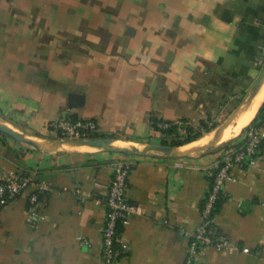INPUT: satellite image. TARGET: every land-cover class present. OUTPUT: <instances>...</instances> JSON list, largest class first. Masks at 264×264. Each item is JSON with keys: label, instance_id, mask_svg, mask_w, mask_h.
Listing matches in <instances>:
<instances>
[{"label": "crops", "instance_id": "crops-1", "mask_svg": "<svg viewBox=\"0 0 264 264\" xmlns=\"http://www.w3.org/2000/svg\"><path fill=\"white\" fill-rule=\"evenodd\" d=\"M263 70L264 0H0V115L39 138L56 137L49 122L70 114L129 146L171 141L219 125ZM215 147L198 157L39 150L0 133V179L23 170L50 186L38 219L29 211L37 187L0 207V264H104L106 200L122 160L132 162L134 208L121 230L128 253L114 264H183L214 165L236 149ZM222 193L216 229L250 250L207 244L196 260L264 264V147L256 163L230 167Z\"/></svg>", "mask_w": 264, "mask_h": 264}, {"label": "built area", "instance_id": "built-area-1", "mask_svg": "<svg viewBox=\"0 0 264 264\" xmlns=\"http://www.w3.org/2000/svg\"><path fill=\"white\" fill-rule=\"evenodd\" d=\"M172 125L170 122H161L160 126L168 128ZM49 129L53 131L56 137L62 138H91L96 136L98 131L97 122L91 118H73L70 114L52 119ZM248 141L244 148L238 150L234 155L225 156L222 160L224 165L215 175L214 185L210 190L209 196L202 208L203 222L199 227L189 232L192 237L189 253L183 264H201L195 256L201 246L212 244L219 249H227L233 252L241 249L245 252L250 250L249 246H240L232 242L228 237L222 235L217 229L206 232L208 219L212 212L213 204L222 190L225 180L229 177V169L234 164H254L258 159L256 155L257 147L264 138V125L252 128L246 132ZM216 163L214 167L217 165ZM132 162L128 160L117 161L113 165V176L109 184V194L106 200L108 213L106 223L103 228V252L102 258L104 264H114L120 257L128 253L129 246L122 239L120 226H124L129 221L130 213L133 211V204L129 200L126 189L128 186V175ZM28 186L37 187L29 198V211L31 219H38L42 211L39 204L42 201V194L50 189V186L44 180L35 181L33 175L26 171H13L0 179V207L6 205L9 201L16 198Z\"/></svg>", "mask_w": 264, "mask_h": 264}, {"label": "water", "instance_id": "water-1", "mask_svg": "<svg viewBox=\"0 0 264 264\" xmlns=\"http://www.w3.org/2000/svg\"><path fill=\"white\" fill-rule=\"evenodd\" d=\"M264 81V70L257 79L255 85L249 94L229 113L223 122H221L215 128L217 133L212 141L199 146L195 151H190L183 148L186 143L181 145L164 144V143H152V142H139V141H127L131 143L130 146H125L122 143L125 140L115 137H91V138H39L28 133H24L15 128L5 118L0 115V133L11 137L17 141L25 142L39 150H52V149H72L84 147L88 149H105L109 151H118L127 154L136 155H149L153 153H162L166 155H172L176 157L188 156L198 157L204 153L207 149L218 146L222 142H217L221 139L225 129L234 120V118L254 99L257 92L262 86ZM71 99L74 97H80L77 93H71ZM70 105H75L71 100Z\"/></svg>", "mask_w": 264, "mask_h": 264}, {"label": "trees", "instance_id": "trees-1", "mask_svg": "<svg viewBox=\"0 0 264 264\" xmlns=\"http://www.w3.org/2000/svg\"><path fill=\"white\" fill-rule=\"evenodd\" d=\"M203 125H205L207 132L208 131L209 132L211 131L212 128L207 123L204 122V123H202V126ZM261 125H264V102L260 106L257 114L253 117V119L245 127H243L242 131L238 135H236L235 137L229 139L228 141L223 142L221 145L216 146L215 148H218L219 149V147L227 146V145H230V144L231 145H234L236 147L235 151H233V152H231V154H229V155H234L238 150L243 149L244 146H245V144L247 143L248 136L246 135V132L248 130L252 129V128L259 127ZM167 130L169 132H174L176 129L173 128V127H168ZM186 130L190 132L191 130H193V128L187 127ZM96 136L99 137L100 134L98 133V134H96ZM202 136H203V132L202 131H196L194 133H189V135L186 138H183V139H175L174 141H172V140L169 141L167 139H164L163 143L164 144H173V145H181V144H184V143L187 144V143H190V142H193L195 140L200 139ZM263 147H264V138L261 140L260 144L258 145L257 151H256L255 154L258 155V156H260L261 153H262V151H263ZM222 157H224V155L220 156V161L214 167L213 172H212V174L210 176L211 177V188L214 185V179H215L216 173L224 165V161L222 160L223 159ZM224 198L225 197H224V195L222 193V190H221L218 193V196H217V198H216V200H215V202L213 204L212 212L210 214V217L208 219V224H207V227H206V232L213 231V229H216L217 228L216 225L213 222V217H214V214L217 212V210L220 208V205H221V203H222V201H223ZM122 227L123 226H120L118 228V230L121 231L122 230Z\"/></svg>", "mask_w": 264, "mask_h": 264}, {"label": "bare ground", "instance_id": "bare-ground-1", "mask_svg": "<svg viewBox=\"0 0 264 264\" xmlns=\"http://www.w3.org/2000/svg\"><path fill=\"white\" fill-rule=\"evenodd\" d=\"M263 87V88H262ZM262 89V90H261ZM260 92V93H259ZM264 96V83L262 84L260 90L257 92L256 96L252 100L251 106L248 105L245 107L235 118L234 120L228 125L225 129L224 134L222 135L221 139L217 142H224L227 139L232 138L234 135L238 134L245 125H247L255 116L256 110L259 106V98ZM217 133V129L215 128L211 132L205 134L202 138L196 140V142L191 143V147L186 148L190 151H195L199 146L204 145L205 143L212 141ZM125 146H129L125 143H122ZM184 147V146H182Z\"/></svg>", "mask_w": 264, "mask_h": 264}, {"label": "rangeland", "instance_id": "rangeland-1", "mask_svg": "<svg viewBox=\"0 0 264 264\" xmlns=\"http://www.w3.org/2000/svg\"><path fill=\"white\" fill-rule=\"evenodd\" d=\"M259 106H260V105H259ZM258 108H259V107H258ZM256 112H257V110H256ZM226 117H227V115H226L225 117L223 116V117L218 121L219 124H220L221 122H223V121L225 120ZM207 124H208L209 126H211V128H212L211 131H212L216 126H218V125H213V124L210 125L209 123H207ZM245 126H246V125H245ZM199 130H205V134L209 132V131L207 132L205 125H203V126L198 127L197 129H193V130H191L190 132L187 131V130H184V131H182L181 133H180V132L175 133L176 135L174 134V136H173L174 138L172 139V141H174L175 139H183V138H186V137L189 135V133H194V132L199 131ZM241 131H242V130H241ZM241 131H240V132H241ZM240 132H239V133H240ZM239 133H238V134H239ZM205 134H203V135H205ZM238 134H236V135H238ZM236 135H235V136H236ZM235 136H233V137H235ZM233 137H232V138H233ZM230 139H231V138H230ZM228 140H229V139H227V140H225V141H228ZM195 141H196V140H195ZM225 141H224V142H225ZM193 142H194V141H193ZM193 142H190V143L185 144L183 148H189V147H191V145H192L191 143H193ZM222 143H223V142H222Z\"/></svg>", "mask_w": 264, "mask_h": 264}]
</instances>
